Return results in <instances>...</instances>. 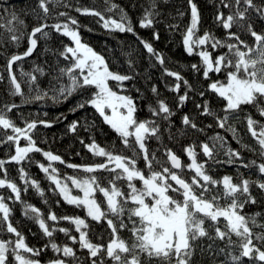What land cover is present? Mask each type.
Segmentation results:
<instances>
[{
    "label": "trees",
    "instance_id": "16d2710c",
    "mask_svg": "<svg viewBox=\"0 0 264 264\" xmlns=\"http://www.w3.org/2000/svg\"><path fill=\"white\" fill-rule=\"evenodd\" d=\"M225 2L232 3V0H225ZM254 2L258 6H264V0H254ZM111 3H115L124 10L132 24L134 33L105 29L103 21H100L99 17L84 15L76 11L77 8L95 9L105 17L111 16L113 19L119 20V11L114 10L112 13L107 11ZM152 3L153 0H109L108 3L105 0H59V2L49 4L50 12L45 17L42 10L38 8V0H0V16L4 17L0 23L11 19L10 13L12 12H15L24 21L23 27L16 25L23 32L18 43L11 41L6 28H0V77H2L0 79V111L6 112L7 116L22 128L25 127L26 122H37V127L29 135L42 151H51L64 161V163L52 162V166L57 169L61 182L68 183L72 195L82 196L83 193L74 188L71 181L66 180V177L84 179L96 175L101 184L107 186L108 180L112 176L111 173L103 170L87 173L81 168L68 167L69 164L94 165L104 162L105 158L93 155L86 147L87 144L95 141L101 147L114 150L117 154L133 157V151L124 147L117 133L104 122L103 117L93 106L86 103L96 92L95 87L80 88L67 99L58 96L57 91L53 90L54 88L58 89L60 84H70L67 75L61 76L59 69L70 67L73 61L70 54L69 59H64L60 53L64 51L65 45L74 47V44L70 38L56 32L51 27L44 29L49 32L47 38H41L40 34H37V47L30 56L13 64V73L21 85L23 95L11 94L13 88L9 80L7 61L12 55H22L27 50L29 46L28 34L32 28L42 23L47 25L65 23L71 17L78 21L81 41L102 55L111 71L132 77L131 80L124 81L122 84L109 81V85L117 94L133 98L137 108L135 117L138 121L152 120L159 127L157 135L150 136L146 140L150 158L153 154L155 155V160L152 161L154 170L161 171L163 167L171 168L166 154L168 149L181 158L182 164H189L191 161L185 149L192 147L196 152L197 162L204 163L207 174L214 179L220 180L223 176L229 175L236 178L234 182L237 183L241 176L250 181H264V175L259 173L257 167L264 163V156L260 155V146L248 131L246 119L250 115L253 119L264 124V117L259 115L254 106L243 105L239 111L227 114L229 119L224 128L218 126L216 117H223L226 114L223 111L226 101L211 91L208 85L215 80L226 82L227 70L222 73H210V78L205 79L200 57L196 54L189 55L185 51L182 42L183 35L191 22V7L188 0H155L157 13L154 16L155 22L151 27L142 28L139 21L145 15L146 10H152ZM193 3L197 5L200 15L197 36L208 32L226 43H237L235 40H228V32L232 31L236 32L240 39L249 46L254 45V39L247 31L237 26L225 30L216 19L218 13L222 12L226 17L235 12L238 6L233 5L231 9L224 8L221 0H193ZM239 7L242 9L243 5ZM62 12L66 15L61 16ZM248 22L252 23L255 31L264 33V19H261L255 11L250 10ZM156 34L159 36L158 39L155 38ZM141 39L153 46L163 58V64L157 60L155 55L147 52L140 42ZM202 47L212 51L213 56L228 52L226 47L217 48L214 51L210 45ZM240 47L244 50L242 45ZM199 50L198 48L195 51ZM193 64L201 65V70H194L191 67ZM37 67L43 69V74L34 71ZM166 69L179 73L183 80L177 81L175 77L167 74ZM22 72L35 75L36 81L30 84V78L22 75ZM77 75L79 74L77 73ZM184 80L188 82L190 88L183 83ZM177 83L180 84V88L175 91L171 90ZM153 87L157 89L155 93L152 91ZM45 92L47 95L43 96ZM201 92H204L203 96L200 95ZM185 93L187 99L181 104L179 97ZM37 95L43 96V99L35 100L34 97ZM54 96H57L55 100ZM160 100H163L172 112V115L166 120L163 118L164 114L157 116L150 111V108H158ZM205 101L208 102L215 115H203L202 107L197 108L198 104L203 105ZM261 103L264 104V101ZM12 104L18 107L8 112L5 106ZM79 104H84V107L77 108ZM74 108L76 110L72 111ZM185 115L196 124L195 129L182 123V118ZM39 121H47L51 126L46 127ZM73 121L78 122L77 128L75 131H70L69 126ZM12 134L11 129L0 128V140L6 141V135ZM217 137L221 139H217ZM132 142L139 153L134 157L137 167L147 174L148 169L143 159V153H140L138 146L134 144V138ZM205 143L213 148L212 158L206 157L202 151L201 145ZM20 144L24 146L26 141L21 139ZM228 149L240 153L239 158L233 157L234 162L231 164L226 162L229 158ZM14 153L15 145L13 143H0V159L7 161ZM29 156L30 159L22 161L20 164L11 162L5 165L7 179L16 183L20 189V200L15 199V195L10 189L0 188V196L5 198L4 202L11 209L10 222L25 237V242L29 247L39 250L38 255L30 253H24V255L38 260L40 264H49V261L56 259H63L66 264H91L93 258L89 256L86 249L80 248L79 233L76 232L75 226L67 220L51 221L47 217L49 213H55L58 217L79 216L85 218L90 225L87 230L90 240L93 243L104 245L111 238V229L108 228L107 222L97 223L86 217V210L82 206L77 207L65 202L55 184L48 179V174L41 171L39 167V164L47 166L49 163L42 152L30 153ZM253 161L255 164H252ZM244 164H249L250 167L245 168ZM21 168L27 174L25 179H21ZM175 171L179 172L180 170ZM182 175L183 178L191 182L194 172L185 167ZM0 178H4L2 171H0ZM32 180L38 182L39 190L32 186ZM118 184L126 188V182L121 181ZM137 186H140L139 182H137ZM217 187L222 190V185ZM216 191L217 188H214L209 195L215 194ZM251 192L257 203L246 204L242 214L254 216L256 213H261V216L257 217V225L264 224V192L259 190L255 184L252 185ZM170 195L182 200V196L176 193H170ZM96 198L101 201L102 208H106L102 194L97 193ZM220 203L224 205L230 201L222 199ZM28 205L39 210L40 217L46 221L50 229H57L51 238L44 235L39 228L34 218L36 213L28 210V215H25ZM124 221L128 224V228L119 230V235L131 244L133 237L129 229L132 225L128 222L126 215ZM210 224L211 221H206L205 227H209ZM219 226L223 229V218H221ZM6 227V222L0 220V239L14 242L15 234L8 233ZM250 227H252L254 237L256 233L264 232V228L259 226L250 225ZM59 228L68 229L69 235L58 231ZM209 234L215 235L213 228L209 227ZM69 236L77 237V242L73 243ZM232 239L236 241V245L226 249L225 253L218 254L220 248H225L226 241L216 240L213 242L207 238H201L196 242L192 264H264L253 257H241L240 261H232L228 252H231L232 255L240 254V241L234 235ZM51 242H55L61 248L65 245L72 247L75 252V260L72 257H64L62 252L54 251L50 246ZM253 242L261 250H264V243L255 240V238H253ZM209 244L213 245L211 251L208 250ZM12 246L14 243L10 245V248ZM100 258L104 260L105 264H113L106 254L95 259L99 260ZM141 259L143 264H162L155 258L149 260L146 256H142ZM12 264H15L14 260H12Z\"/></svg>",
    "mask_w": 264,
    "mask_h": 264
},
{
    "label": "snow or ice",
    "instance_id": "6c2138e0",
    "mask_svg": "<svg viewBox=\"0 0 264 264\" xmlns=\"http://www.w3.org/2000/svg\"><path fill=\"white\" fill-rule=\"evenodd\" d=\"M56 2H59V0H38V8L42 10L46 17L50 12L49 4ZM105 2L108 3L109 0H105ZM188 2L191 7V22L183 35L182 42L185 51L189 55L196 54L200 57L205 79L210 78V73H222L227 70L226 82L215 80L208 85L211 91L226 101L223 109L226 114L223 117H216L218 126L224 128L229 119L227 114L239 111L243 105L254 106L259 115L264 117V104L261 103V101H264V33L255 31L252 23L248 22L250 10L255 11L261 19H264V6H258L254 0H232V3L221 0L224 8L231 9L233 5L238 7L235 12L228 14L226 17L222 12L218 13L216 16L217 21L222 24L225 30L237 26L247 31L254 39V45L249 46L244 40L240 39L236 32L232 31L228 32V40H235L237 43H226L208 32H205L202 36H197L200 15L193 0H188ZM240 5H243L242 9L239 7ZM155 8V0H153L152 10H146L145 15L139 21L140 27L148 28L154 24V16L157 14ZM114 10L119 11V20L113 19L111 16L105 17L95 9H76L81 14L99 17L100 21H103L105 29L134 33L132 24L124 10L120 9L115 3H111L107 11L112 13ZM60 15L65 16L66 13L62 12ZM180 15H183V13H180ZM10 16L11 19H8L5 23H0V28H6L11 41L18 43L23 36V32L16 25L23 27L24 21L15 12L10 13ZM0 20H4V17L0 16ZM49 27L70 38L75 45L74 47L65 45L64 51L60 53L64 59L71 57L73 61L70 67L59 69L61 76L67 75L70 84H60L58 89L54 88L53 90L57 91L58 96L67 99L80 88L95 87L96 92L86 103L93 106L103 117L104 122L117 133L124 147L133 151V157L117 154L114 150L101 147L95 141L87 144L86 147L93 155L105 158L104 162L94 165L69 164L68 167L81 168L87 173L103 170L111 173L112 176L108 180L107 186H103L96 175L84 179L66 177V180L71 181L74 188L83 193L82 196L72 195L68 183L61 182L57 169L52 166V162L64 163V161L59 155L51 151H42L36 145L32 136L29 135L37 127V122H26L25 127L22 128L17 126L7 116L6 112L0 111V128L11 129L13 133L12 135H6V141L0 140V143L10 142L15 145V153L7 161L0 159V171L4 172V178H0V188L10 189L15 195V199L20 200V189L16 183L7 179L5 165L11 162L20 164L22 161L30 159V153L42 152L49 163L47 166L39 164V167L41 171L48 174V179L55 184L64 201L77 207L82 206L86 210V217L97 223L106 221L108 228L111 229V238L108 243L106 245L96 244L89 238V231L87 230L90 225L85 218L79 216L58 217L55 213H49L48 220H67L75 226L76 232L79 233L80 248L86 249L89 256L93 258L91 264H105L102 258L95 259L102 257L104 254L112 260L113 264H143L142 256H146L149 260L158 259L162 264H192L197 246L196 242L201 238H207L213 242L216 240L226 241L225 248H220L219 254L225 253L226 249L236 245V241L232 239L233 235L240 241V254L232 255L231 252H228L232 261H240L241 257H253L260 262H264V250H261L253 242V238H255V240L264 243V232L256 233L254 237L252 227H250L252 225L264 228V224L257 225V217L261 216V213H256L254 216L242 214L246 204L257 203L251 192L252 185L255 184L259 190L264 192V181H250L241 176L237 183L234 182L236 178L229 175L223 176L220 180L214 179L207 174L205 164L197 162L196 152L192 147L185 149L191 161L189 164H182L180 158L168 149L166 154L168 161L171 163V168L163 167L161 171L154 170L152 161L155 160V155L153 154L150 158L146 140L150 136L157 135L159 127L152 120L138 121L135 117L137 108L133 98L128 95H119L112 90L109 81L122 84L124 81L131 80L132 77L111 71L105 58L81 41L76 19L69 17L68 22L65 23L52 25L42 23L32 28L28 34L29 46L27 50L22 55H12L7 61L9 80L13 88L11 94L23 95L21 85L13 73V64L34 52L37 47V34H40L41 38H47L49 32L44 29ZM155 38H159L158 34ZM140 42L148 53L155 55L157 60L163 64V58L150 43L142 39ZM205 45H210L213 51L217 48L226 47L228 52L213 56L212 51L202 47ZM241 45L244 50L240 47ZM198 48L200 50L195 51ZM201 65L193 64L191 67L196 71H200ZM34 71L43 74L42 68L37 67ZM165 71L168 75L175 77L177 81L183 80L179 73L170 72L167 69ZM22 75L30 78V84L37 79L31 73L22 72ZM183 83L189 88L191 87L186 80ZM179 88L180 84L177 83L171 90L175 91ZM152 91L155 93L157 89L153 87ZM46 95L47 92L43 94V96ZM200 95L203 96L204 92H201ZM43 96L37 95L34 99L40 100L43 99ZM56 98L57 96L53 97L54 100ZM186 99V93L179 97L181 104ZM5 107L10 112L18 106L12 104ZM83 107L84 104L77 105V108ZM201 107L203 115H215L207 101L203 105H197V108ZM106 109H111V116L106 114ZM75 110V108L72 109V111ZM150 111L157 116L164 114L163 118L165 120L172 115L170 108L163 100L158 101V108H150ZM246 119L248 131L260 146V155L264 156V124L253 119L250 115ZM39 123L46 127L51 126L47 121H39ZM182 123L190 125L194 129L197 127L187 115L182 118ZM77 124V121H73L69 126V130L75 131ZM133 138L134 144L138 146L140 153H143V159L148 169L147 174L137 167V161L134 157L139 153L133 146ZM21 139L26 141L24 146L20 144ZM217 139L221 138L217 137ZM201 148L206 157H213V148H210L208 144H202ZM227 155L229 158L226 162L231 164L234 162L233 157L239 158L240 153L228 149ZM216 162L219 163V161ZM252 164H255V162L253 161ZM185 167L194 172L191 182L183 178L182 173ZM243 167L247 168L250 165L244 164ZM257 167L259 173L264 175V163L259 164ZM20 173L21 179H25L27 174L23 168L20 169ZM121 181L126 182V188L118 184ZM137 182L140 184L139 187ZM31 184L39 190L37 181L32 180ZM220 185H222V190L217 187ZM214 188H217L216 193L209 195ZM97 193L102 194L106 208H102L101 201L97 200ZM170 193L182 196V200L170 195ZM222 199L230 201V203L222 205L220 203ZM4 200L5 198L0 196V220L6 222L7 232L15 234L16 239L14 242L0 239V264H12V260L15 261V264H40L38 260L24 255V253L38 255L39 250L29 247L25 242V237L10 222L11 209ZM28 210L36 213L34 218L39 228L44 235L51 238L53 232L57 229H50L46 221L40 217L39 210L35 207L28 205L25 215H28ZM125 215L132 225L129 229L133 237L131 244L119 235V230L128 228V224L124 221ZM221 218L224 221L223 229L219 226ZM206 221H211L209 227L214 229V236L209 234V227H205ZM58 231L69 235V230L66 228H59ZM69 238L73 243L77 242V237L69 236ZM13 243L14 246L10 248ZM50 246L54 251L62 252L64 257H72L75 260V252L72 247L65 245L61 248L55 242H51ZM212 247L213 245L209 244L208 250L211 251ZM201 250L203 251V249ZM49 264H66V261L56 259L49 261Z\"/></svg>",
    "mask_w": 264,
    "mask_h": 264
},
{
    "label": "rangeland",
    "instance_id": "374dc122",
    "mask_svg": "<svg viewBox=\"0 0 264 264\" xmlns=\"http://www.w3.org/2000/svg\"><path fill=\"white\" fill-rule=\"evenodd\" d=\"M74 46H75V45H74ZM105 111H106V114H107V115L111 116V114H112V113H111V109H106Z\"/></svg>",
    "mask_w": 264,
    "mask_h": 264
},
{
    "label": "water",
    "instance_id": "95a60500",
    "mask_svg": "<svg viewBox=\"0 0 264 264\" xmlns=\"http://www.w3.org/2000/svg\"><path fill=\"white\" fill-rule=\"evenodd\" d=\"M175 154V153H174ZM178 156V155H177ZM179 157V156H178ZM180 158V157H179ZM180 160H181V158H180ZM169 162V161H168ZM169 165L171 166V163L169 162Z\"/></svg>",
    "mask_w": 264,
    "mask_h": 264
}]
</instances>
